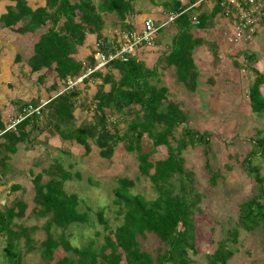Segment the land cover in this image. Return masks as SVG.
<instances>
[{
  "label": "trees",
  "instance_id": "1",
  "mask_svg": "<svg viewBox=\"0 0 264 264\" xmlns=\"http://www.w3.org/2000/svg\"><path fill=\"white\" fill-rule=\"evenodd\" d=\"M135 1L44 0V4L32 7L28 0H9L11 3L0 13L2 27L25 36H37L27 60L30 71L52 68L60 82H52L49 89L56 90V93L41 108L45 127L63 140L82 145L85 154L91 152L93 142L98 147L99 156L106 159L111 158L116 146L121 144L125 151L136 154L139 174L151 181L157 193L153 199H147L131 191L133 179L118 177L113 202L118 206L122 222L109 229L103 211L99 210L98 221L107 229L104 241L98 245L89 241L73 246L63 233L56 238L51 231L53 225L65 229L73 223L89 220L88 213L78 209L77 195L64 189V182L71 178L70 172L59 166L54 169L59 176L51 171L53 174L46 181H42L41 173L36 174L33 178L35 206L31 213L46 217L43 228L47 233L46 239L39 244L41 256L45 261L52 262L58 246L74 254L59 257L53 264H121L122 258L125 264H190L194 261L192 255L197 253L195 215L201 210L203 195L194 186V171L185 166L182 152L189 147L201 146L208 155L212 133L206 130L200 132L186 125L188 113L177 101L168 98L167 86L152 81L157 74L156 68L147 67L135 54L127 61L115 59L105 69L89 73L82 82L90 84L95 79H101V83L92 96V115L75 124L77 102L87 109L89 106L79 102L83 90L77 85L67 88L66 82L85 74L96 63L91 54L94 47L85 59L76 57L78 49L88 34L94 35L97 41L107 40L104 34L105 14L116 15L120 22L118 30L134 29L131 17L140 13L134 8ZM149 1L160 4L164 12L180 13L171 23L174 28L171 43L159 56V61L164 62L163 67L173 66L177 80L194 91L200 85L199 68L194 60L196 48L205 44L209 50L212 49L215 58L218 54L216 45L196 37L193 29L215 26V17L223 14L220 0H215L211 11L197 15V24L192 22L194 10L183 11L187 4L181 0ZM194 1L189 0L191 3ZM260 21L264 23V14L259 16ZM42 27L45 29L38 34L37 30ZM255 57V53L244 54V60L248 62ZM114 69L119 72V78H115ZM252 72L254 78L248 89L249 104L253 113L262 115L264 95L260 87L264 85V75L255 67H252ZM38 79H43V73L38 75ZM106 84L110 85L108 90L104 88ZM60 86L62 89L58 90ZM38 117L33 114L16 124L15 129L5 130L6 124L0 112V139H3L0 141L1 173L7 157L1 150L15 152L18 143L26 144L32 138L30 133L40 128ZM121 122L124 128L119 127ZM179 127L182 128L181 133L176 137ZM161 146L165 148V156L152 159ZM260 162H264V134L261 129H256V135L250 139V149L239 160V165L253 180L255 193L239 204L237 226L231 231L234 238L238 227L248 231L259 226L264 229V174ZM206 166L211 172V183L215 185L221 174L213 171L208 163ZM12 188H20V184L14 183ZM27 207L25 201L18 199L13 205L0 208V233L10 235L5 255L16 264L20 263V258L14 251L13 238L25 236L30 243L33 239L29 237V230L36 228L35 225L30 228L20 226L14 230L11 226L14 218L25 215ZM146 233L154 234L163 244L154 254L141 247L138 237ZM232 255L226 241L220 240L214 251L206 254L205 264H227Z\"/></svg>",
  "mask_w": 264,
  "mask_h": 264
},
{
  "label": "rangeland",
  "instance_id": "2",
  "mask_svg": "<svg viewBox=\"0 0 264 264\" xmlns=\"http://www.w3.org/2000/svg\"><path fill=\"white\" fill-rule=\"evenodd\" d=\"M32 7L44 4V0H28ZM186 1V0H184ZM9 0H0V13L5 11ZM134 8L136 13L131 20L139 26L146 16H160L164 13L160 4L149 0H136ZM105 29L115 37V30L119 28V20L114 14H105ZM221 16H218L216 29L224 31L230 26ZM45 27L38 29V34ZM174 33L173 26L166 25L157 34L154 46L140 47L136 56L143 60L147 67H155L157 74L152 81L168 88V98L177 101L181 108L188 113L186 125L198 131H209V154H205L201 146L187 148L182 152L185 166L194 171V186L203 195L200 203L201 210L195 215L196 223V251L192 255L194 261L190 264H205L206 254L217 247L220 240L226 241V247L232 250L233 255L227 264H264V229L259 226L253 230L237 228L234 238L231 231L237 226L239 204L251 197L254 191L253 180L246 175L239 165V160L250 149V139L256 135V129L264 134V113L256 115L251 111L248 89L254 78L252 67L257 68L264 75V23L258 24L254 41L240 44H228V49H217V58L212 49H203L200 55L194 54V60L199 68V86L194 91L187 89L176 78L173 66L163 67L164 62L159 56L168 49ZM211 36V34H210ZM36 35H22L0 24V111H3L4 121L7 125L12 113L19 111L25 102L31 104L42 103L56 90L50 91V85L57 81L52 68L31 72L28 57L32 54ZM95 36L88 34L84 43L79 47L76 57L85 59L95 45ZM158 42L163 48H156ZM245 53H255V60H244ZM18 56L17 60H15ZM237 62L238 64H236ZM115 78L120 74L112 70ZM43 73V79L38 75ZM60 83V82H58ZM101 79H95L90 84L79 82L76 84L82 89L79 102L89 106H77L74 110L75 124L83 122L92 115L93 93ZM109 84L104 88L109 89ZM62 89V86L58 90ZM264 95V85L260 87ZM47 102V101H46ZM33 104V105H34ZM13 111V112H12ZM11 112V113H10ZM115 118V115L111 116ZM46 120L43 115L38 117L40 128L30 133L32 138L26 144L19 143L15 152L2 151L7 155L10 176L0 177V208L13 205L18 199L27 203L25 215L12 220V228L18 230L20 226L35 229L29 230V243L25 236L14 237V251L18 253V264H53L59 257L73 255L70 250L58 246L54 250L52 262H47L41 256L39 244L46 239L47 233L43 228L46 217L33 214L32 208L34 184L36 174H42V181H46L61 166L70 172L71 178L64 182V189L78 197V209L88 213L89 220L83 223H73L62 229L55 225L51 227L57 238L61 233L73 245L80 246L93 241L100 244L104 241L107 229L98 221L97 212L103 211L109 229H114L122 222V215L117 212L118 206L114 204V188L118 177H128L134 180L131 187L133 193H139L147 199H153L157 193L151 181L141 176L138 171V161L135 153L125 151L121 144L115 148L111 158H102L98 154V147L91 142L92 150L84 153V147L75 141L63 140L56 133L45 127ZM124 128V123L119 124ZM177 128L175 136L181 133ZM147 140V138H145ZM28 151H26L27 149ZM14 153V154H13ZM166 154L164 147H159L152 159L162 158ZM219 171L221 174L215 185L211 183V172ZM261 163V172L264 174V162ZM51 172V173H50ZM14 181V182H13ZM13 183H19L20 188H12ZM10 235L0 233V264H16L5 255V248ZM141 247L154 254L157 248L163 247L162 242L152 233L139 236ZM235 239V240H234ZM31 245V247H29ZM191 253V252H190ZM16 258V257H15ZM121 264H125L122 258Z\"/></svg>",
  "mask_w": 264,
  "mask_h": 264
},
{
  "label": "built area",
  "instance_id": "3",
  "mask_svg": "<svg viewBox=\"0 0 264 264\" xmlns=\"http://www.w3.org/2000/svg\"><path fill=\"white\" fill-rule=\"evenodd\" d=\"M223 7V15L230 22V26L225 30L226 39L233 44L251 43L254 41L259 16L264 14V0H220ZM185 11V10H183ZM180 13L167 12L163 20L155 19L152 16H146L142 19L140 25L132 30H115V37H111L110 32L106 31V41L95 40L94 50L91 52L96 63L94 67H89L87 72L76 79H69L66 87H72L89 73L95 70H103L106 65L115 59L127 61L130 56L136 54L140 47L154 46L155 40L160 29L171 24ZM193 22L198 23L196 17ZM46 103L42 101L39 105L31 103L22 106L15 117L9 119L5 130L15 129L16 124L23 119L36 114H41V108ZM4 130V131H5Z\"/></svg>",
  "mask_w": 264,
  "mask_h": 264
},
{
  "label": "crops",
  "instance_id": "4",
  "mask_svg": "<svg viewBox=\"0 0 264 264\" xmlns=\"http://www.w3.org/2000/svg\"><path fill=\"white\" fill-rule=\"evenodd\" d=\"M182 1V3L183 4H187L186 5V7L184 8V10H194V12H193V14H192V18L193 17H196L197 18V15L199 14V13H202V12H209V11H211L212 9H213V7H214V3H215V0H195L194 2H189V0H186V1H184V0H181ZM167 14V12H164V13H161V15L160 16H153L152 15V17H154L155 19H158V20H163L164 18H165V15ZM218 16H221L223 19H224V15L222 14H220V15H217L216 17H215V19H216V24H215V26L213 27V28H211V27H208V28H205V29H200V28H196V27H194V35L196 36V37H202V38H205L207 41H211V42H213L215 45H216V47H217V49H219L220 47L221 48H223V49H228L227 47H228V44L229 45H231L229 42H228V40L226 39V35H225V32L224 31H221V30H218V29H216L217 28V26L219 25L218 24V22H217V20H218ZM198 19V18H197ZM192 22H193V20H192ZM229 25H230V22L229 21H226ZM134 24L136 25V23L134 22ZM195 24V23H194ZM170 25V24H169ZM136 27H138V26H136ZM106 32V29L104 30V33ZM210 34H211V36H210ZM166 45H168V44H166ZM166 45H164V46H166ZM163 46V43L162 42H159V44H156V48L158 47V48H163L164 47ZM209 49L205 44H203V45H200V46H198L197 48H196V50H195V53L197 54V55H200L201 54V52H202V50L203 49ZM194 53V54H195ZM195 63H196V60H195ZM20 109L21 108H19V111H20ZM19 111H16V113L14 112V113H12V115L11 116H13V117H15L16 115H17V113L19 112ZM1 112V111H0ZM13 112V111H12ZM11 113V112H10ZM4 113H3V111L1 112V117H2V120H3V122L5 123V121H4V115H3ZM0 141H3V139H0ZM19 144V143H18ZM17 144V145H18ZM24 146H27V144L26 145H24ZM17 146H16V150H17ZM27 149V148H26ZM29 149H27L26 151H28ZM14 154V153H13ZM4 157V156H3ZM3 159V158H2ZM7 157L4 159L5 161H7ZM2 164V163H1ZM3 167H4V171L1 173L0 172V177L2 178V179H4V178H6L7 176H10L11 174L9 173V170H10V167H9V164H7V162H5L4 163V165H3ZM14 182V181H13ZM12 182V184H14ZM16 183V182H15Z\"/></svg>",
  "mask_w": 264,
  "mask_h": 264
}]
</instances>
